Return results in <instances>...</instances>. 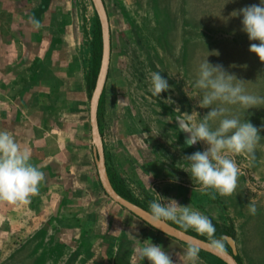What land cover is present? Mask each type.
I'll return each instance as SVG.
<instances>
[{
	"label": "rangeland",
	"instance_id": "374dc122",
	"mask_svg": "<svg viewBox=\"0 0 264 264\" xmlns=\"http://www.w3.org/2000/svg\"><path fill=\"white\" fill-rule=\"evenodd\" d=\"M102 2L110 36L98 109L105 167L133 200L148 209L155 199L150 186L166 199L225 223L234 232L237 264H264V130L254 159L235 156L241 171L231 196L197 190L183 157L207 146L203 142L187 146L180 130L183 121L196 120V113L202 118L210 110L198 106L201 97L195 88L198 65L205 58L246 81L249 92L264 96V62L249 51L250 44L259 42L249 41L241 30V16H230L260 0ZM30 16L41 27L33 26ZM96 21L89 0H0V130L7 125L16 142L30 148L31 163L45 174L39 194L48 190L52 179L62 181L64 191V178L75 166L81 170L88 165L95 172L92 157L80 151L87 153L90 145L86 80L98 43ZM48 67L56 76L53 85L45 84L49 73L36 75ZM153 71L161 72L170 85L158 97L151 91ZM36 81L38 89L31 90ZM80 88L85 90L84 113L72 117L70 124L67 114L73 111L65 94ZM228 107L231 114L264 127V105L245 112L238 105ZM251 202L255 215L248 211ZM30 204L38 207L34 202L0 203V264H38L37 253L50 257L46 264H73L77 251L64 252L57 242L47 241L52 234L35 231L40 227L37 218L43 215L38 209L27 211ZM39 239L46 240V252L38 248L36 253ZM225 251L231 252L228 244ZM202 256L195 264H216L214 258Z\"/></svg>",
	"mask_w": 264,
	"mask_h": 264
},
{
	"label": "clouds",
	"instance_id": "9594fccd",
	"mask_svg": "<svg viewBox=\"0 0 264 264\" xmlns=\"http://www.w3.org/2000/svg\"><path fill=\"white\" fill-rule=\"evenodd\" d=\"M230 16L242 17L241 30L247 34L249 41L259 42L250 44L249 51L264 62V0H260L258 5L235 10ZM29 20L36 28L41 27V22L35 16H30ZM245 84L246 81L226 71L222 64H212L205 58L198 65L195 80L197 94L201 97L198 106L210 110L202 118L196 113V120L183 121L180 130L185 133L187 146L199 142L207 146L203 151L198 150L183 157L189 164L191 178L199 185L197 190L204 194H209L211 190L220 196H231L236 191L241 171L235 156L245 155L249 160L254 159L256 147L262 140L259 133L264 127L257 128L239 115L231 114L228 107L238 105L245 112L264 105V96L249 92ZM151 86L155 97L170 88L159 71L151 73ZM31 159V150L27 145L21 146L9 131L0 130V203L27 204L31 197L39 194L45 174L31 163ZM149 188L155 199L149 203L150 211L145 213L147 224L162 230L160 225L171 221L185 232L191 229L199 236L207 237L206 243L211 251H225L227 238L216 236L215 225L208 216L188 205L182 206L173 199H166L155 189ZM212 198L215 199V195ZM247 207L249 214H256L254 202ZM144 242L136 250L141 261L146 259L150 264H176L172 254L161 245L153 244L150 240ZM200 251L198 246L189 244L185 249V259L195 264Z\"/></svg>",
	"mask_w": 264,
	"mask_h": 264
},
{
	"label": "crops",
	"instance_id": "0c3cea01",
	"mask_svg": "<svg viewBox=\"0 0 264 264\" xmlns=\"http://www.w3.org/2000/svg\"><path fill=\"white\" fill-rule=\"evenodd\" d=\"M53 20L50 22L54 24L55 20ZM44 72L49 73L46 76L47 82L45 80V84L53 85L56 82L53 68L39 69L36 71V75L40 77V74H44ZM37 81L32 82L31 90L36 91L38 89ZM84 92L85 90L80 88L77 92L65 94L68 97L69 108L73 111L70 110L72 113L67 114L70 122L72 117L77 119L79 116H83L86 103ZM86 110L88 111V105ZM4 130H7V125H5ZM83 145H86V142H83ZM80 153L89 154L93 159L91 144L87 146V153L85 149ZM80 169L75 166V170L71 169L66 174L64 183L66 182L67 186L65 185L64 191L60 186L62 181L52 179L49 181L47 191L42 190L41 194L33 196L30 203L34 202L38 207L30 204L27 211L38 209L37 212L43 215L37 218V224L40 227L35 231L38 234H52L53 239L47 241L57 242L64 252L77 251L73 264H150L146 259L141 261L136 251L137 248L143 246L144 241L146 243V240L161 245L166 252L172 254L174 261L180 264H189L184 255L187 246L159 233L113 203L101 190L96 171H92L88 165L80 166ZM212 222L227 226L218 220H212ZM29 229L30 227L26 226V230L30 231ZM43 240H38V246L34 248L36 253L38 248L47 251L46 240ZM48 250L50 249L48 248ZM34 255L33 253V257ZM203 257L199 255L198 260L200 261V258ZM36 258L39 259L38 264H46L45 261L50 257H47L46 254L42 256L37 253ZM64 258L67 257L64 256Z\"/></svg>",
	"mask_w": 264,
	"mask_h": 264
},
{
	"label": "water",
	"instance_id": "95a60500",
	"mask_svg": "<svg viewBox=\"0 0 264 264\" xmlns=\"http://www.w3.org/2000/svg\"><path fill=\"white\" fill-rule=\"evenodd\" d=\"M92 9L97 18L99 33H100V59L97 74L94 81L93 89L90 93L88 100V124H89V137L91 144V151L93 156L94 167L97 175V180L99 182L100 188L103 193L116 205L123 208L145 224L146 216L145 213L148 212L139 206L125 200L120 197L112 188L105 167L104 153L102 139L100 135V129L97 122V106L98 101L105 83L109 56H110V36H109V25L106 10L102 0H89ZM183 127V124L181 125ZM185 134V133H184ZM195 146V145H193ZM149 227L153 228L151 225L147 224ZM162 230L153 228L159 233L174 239L186 246L193 244L198 246L202 252L211 255L217 260L224 264H237L234 256L233 240L227 238V244L229 245L231 252L224 251L223 253H215L208 248L205 241L200 240L192 235H189L173 226L168 224L160 225Z\"/></svg>",
	"mask_w": 264,
	"mask_h": 264
},
{
	"label": "trees",
	"instance_id": "16d2710c",
	"mask_svg": "<svg viewBox=\"0 0 264 264\" xmlns=\"http://www.w3.org/2000/svg\"><path fill=\"white\" fill-rule=\"evenodd\" d=\"M96 37H97V40H98V43H97V46L96 48L94 49V52L92 54V59H91V65H90V71H89V77L87 78V88H88V91H89V95L93 89V86H94V81H95V77H96V74H97V70H98V66H99V59H100V41H99V38H100V33H99V26H98V23L96 21ZM102 95V93H101ZM101 95H100V98H99V101H98V106H97V122H98V126H99V115H98V109H99V105H100V101H101ZM161 108L165 111L168 112L169 115H174L173 112L169 109H167L165 106H161ZM101 135V134H100ZM106 173H107V176H108V179H109V182L113 188V190L122 198H124L125 200L139 206L140 208L146 210V211H150V209L144 207L143 205L137 203L135 200H133L129 195L128 193L126 192V190H124V188L122 186H120V184L118 182H116L114 180V177L110 174V172L108 171V169L106 168ZM214 225H215V228H216V236L219 237V236H224L226 238H229L230 240H234V232L233 230H231L229 227L227 226H221L217 223H214L212 222ZM171 226L179 229V227L175 226V225H172L170 224ZM181 230V229H179ZM183 231V230H181ZM185 232V231H183ZM189 235H192L200 240H203L206 242L207 239L203 238V237H200L198 235H195L191 232H185ZM184 245V244H183ZM186 246V245H185ZM199 255H208L210 257H212L211 255L207 254V253H204L202 251H200ZM214 258V257H212ZM233 258L235 259V261L237 262L236 258L233 256ZM216 260V264H224L222 263L221 261L217 260L216 258H214Z\"/></svg>",
	"mask_w": 264,
	"mask_h": 264
},
{
	"label": "flooded vegetation",
	"instance_id": "af4514ba",
	"mask_svg": "<svg viewBox=\"0 0 264 264\" xmlns=\"http://www.w3.org/2000/svg\"><path fill=\"white\" fill-rule=\"evenodd\" d=\"M175 120H176V118H175ZM182 133H183V135L185 136V134H184V132L182 131Z\"/></svg>",
	"mask_w": 264,
	"mask_h": 264
}]
</instances>
